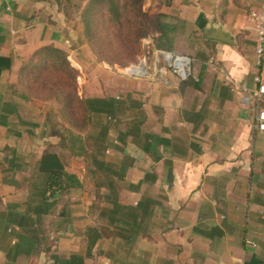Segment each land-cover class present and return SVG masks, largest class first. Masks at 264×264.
<instances>
[{"label": "crops", "instance_id": "obj_1", "mask_svg": "<svg viewBox=\"0 0 264 264\" xmlns=\"http://www.w3.org/2000/svg\"><path fill=\"white\" fill-rule=\"evenodd\" d=\"M263 3L171 0L158 16L192 76L164 68L128 85L124 101L89 99L106 131L92 129L88 154H73L91 182L64 164L82 188L44 214L39 161L69 148L48 132L52 100L32 96L28 77L40 50L61 43L63 11L0 0V57L12 61L0 77V264H264V132L254 126L264 61L250 18ZM98 200L101 226L88 219Z\"/></svg>", "mask_w": 264, "mask_h": 264}, {"label": "rangeland", "instance_id": "obj_2", "mask_svg": "<svg viewBox=\"0 0 264 264\" xmlns=\"http://www.w3.org/2000/svg\"><path fill=\"white\" fill-rule=\"evenodd\" d=\"M93 1L55 0L63 11V16L61 17L63 33L59 39L61 43L57 47L52 46L63 50L70 62V73L69 75H62V83L67 84L66 89L69 96L78 93V96L83 99L85 105H87L89 99L98 94L108 97L112 93L117 96L116 100L124 101L125 93L131 90L128 85L135 84L142 79L149 82L161 79L162 71L164 68L167 69L166 65L160 60L161 51L179 55L173 49V45L175 44L172 42V29L165 28L163 34L155 32L147 37L138 39V42L127 43L125 45L124 40L127 38L129 30L125 32L120 28V32L115 25L111 24L120 15L113 9H110L108 5L102 7L98 3L93 5ZM120 1L122 3V0ZM170 1L143 0L142 11L158 16ZM124 2L125 0L122 5H124ZM133 18V15H130L129 19L134 20ZM134 33H138V31ZM128 38H132V41L137 39L134 34L128 36ZM134 53V61H131L129 58ZM167 70L171 71L169 68ZM132 73H138L139 75ZM46 74L49 75V73ZM54 77L53 81H57L59 78ZM108 89H112L113 92H108ZM32 95L41 101L51 99L52 101L44 103L43 109L45 112L50 113L48 114L49 121L55 125L57 132L62 131L66 133L70 139L74 136L84 137L86 149H91V142H88L91 141L89 140L92 137L91 133L98 129H105L104 123H99V121L93 122L92 119L89 122L83 120L84 107L80 104L75 109L76 113L72 115L70 112L69 114L66 113L61 102L62 98L58 97V95L56 96L49 91L46 93H33ZM116 105H118L117 108L115 107V103L112 105L115 107L113 111L118 114L119 118L123 119L126 107L122 105V102ZM52 131L54 132L52 124H50V126L48 125V132ZM81 146V144H78L73 148L70 140L68 150L57 148L56 152L61 156L62 163L68 169L79 172L83 177L84 183L88 185L91 182L92 174L89 175L87 171L83 170V160L75 158L73 154L76 149L80 151ZM25 147L27 148L28 146ZM47 149L51 150V148ZM101 191H105V189ZM96 202L93 205L95 208L89 214L88 219L89 223L101 226L98 218L99 211L96 210V207L102 204L99 200Z\"/></svg>", "mask_w": 264, "mask_h": 264}, {"label": "trees", "instance_id": "obj_3", "mask_svg": "<svg viewBox=\"0 0 264 264\" xmlns=\"http://www.w3.org/2000/svg\"><path fill=\"white\" fill-rule=\"evenodd\" d=\"M124 0H122L123 3ZM142 2L143 0H125L124 5H122L120 0H94L93 5H108L110 9H113L120 16L115 19L111 24L115 25L116 28H120L129 34L124 40V44L138 42V39L149 36L152 33L163 34L165 31L164 25L161 22L159 16L150 15L142 11ZM124 13V14H123ZM130 15H133L134 20H130ZM123 17V18H122ZM122 18V19H121ZM115 30V29H114ZM118 31V32H119ZM138 31V33H134ZM121 32V31H120ZM135 35L136 40L132 41V38L128 36ZM134 55H131L129 58L131 61H134ZM12 61L8 57H0V77L4 70L11 68ZM46 73H49L47 75ZM70 73V62L67 58V54L53 46H47L40 50L39 60L32 65L31 75L29 78V91L30 94L54 93L56 96L62 98L61 102L66 113L69 112L73 115L76 113L78 106H83V120H91L93 118L92 108L88 105H85L78 93H74L72 96H69V93L66 89L67 84L62 83V75H69ZM59 77L57 81H53V78ZM66 78V77H65ZM75 87V85H74ZM33 96V95H32ZM52 96V94H50ZM49 98V97H48ZM80 104V105H78ZM74 107V108H73ZM109 115V114H108ZM47 126L52 124V128L55 134L57 130L55 125L49 119L47 120ZM102 131H106L102 129ZM62 144L63 146H69L70 140L72 142L73 148L78 144L82 145L81 137L74 136L70 139L66 133H61ZM91 142V141H88ZM92 144V143H90ZM72 147L71 149L74 150ZM88 150L85 148V145L80 147L81 154H88ZM80 154V155H81ZM39 171L45 176V200L42 204V213L47 214L52 208L58 204L57 198L70 195L73 190L81 189L82 183L79 180L78 176L75 174L68 173L65 170L64 164L62 163L60 157L52 152L51 150L46 151L40 161H39ZM54 199L53 201H50Z\"/></svg>", "mask_w": 264, "mask_h": 264}, {"label": "built area", "instance_id": "obj_4", "mask_svg": "<svg viewBox=\"0 0 264 264\" xmlns=\"http://www.w3.org/2000/svg\"><path fill=\"white\" fill-rule=\"evenodd\" d=\"M250 18L257 28L256 58L257 64L260 66L264 61V3L258 9H252L250 11ZM160 60L172 73L182 80H188L193 74L192 59L187 56L161 51ZM132 74L139 75L138 73ZM255 81L259 84V88L255 91L254 96L259 102L264 97V80L260 76H257ZM246 99L249 100V98ZM254 126L255 129L264 132V109H258Z\"/></svg>", "mask_w": 264, "mask_h": 264}]
</instances>
